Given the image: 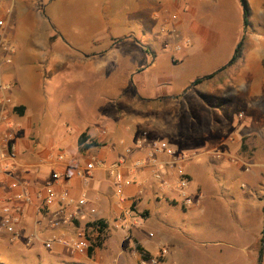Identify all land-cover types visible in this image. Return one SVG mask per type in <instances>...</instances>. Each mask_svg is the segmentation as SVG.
Returning <instances> with one entry per match:
<instances>
[{"label":"crops","instance_id":"obj_1","mask_svg":"<svg viewBox=\"0 0 264 264\" xmlns=\"http://www.w3.org/2000/svg\"><path fill=\"white\" fill-rule=\"evenodd\" d=\"M247 3L246 18L241 0H0V112L10 123L2 129L15 133L20 166L16 175L4 170L0 139V197L12 198L23 190L22 185L12 188L14 181L28 182L32 204L13 200L15 205H23L18 228L25 236L33 234L35 241L77 236L72 234L76 232L73 224L51 228V212L59 204L46 206L40 197L46 181L58 171L69 174L57 187L59 192L66 190L76 201L87 197L97 208L95 214L83 211L74 219L79 228L83 227L80 231L86 234L87 224L95 219L107 224L108 239L103 248L95 249V260L143 263L138 245L151 259L168 248V254L160 259L169 264L193 258L196 247L189 244V239L194 234L149 221L170 213L168 208L173 205L169 202H178L180 197L179 173L169 165L171 157L162 150L150 154L155 142L197 154L183 164L189 174L188 167L195 166L197 171L210 167L208 162L195 164L200 155L196 146H209L201 154L208 156L217 149L230 150V142L238 141L239 151L255 154L253 159L240 161L239 175L253 179L255 184L264 179V0ZM186 40H190L189 45H184ZM242 40L240 57L231 64ZM58 42L60 45H56ZM180 44L183 49L177 50ZM219 55H224L223 60L215 65L227 61L207 74L216 73L212 78L195 84L204 76L198 77L188 84L204 85L213 92L218 88L213 80L227 73L222 88L244 96L248 116L230 125L231 119H216L214 107L197 95L209 116L199 120L195 129L196 103L180 99L186 91L177 89L175 79L189 69L187 66H208ZM61 70L70 74L71 83H83L90 76L93 85L116 88L117 94L106 101L92 102L88 98L81 127L70 120L78 104L63 103L62 112L68 121L61 125L54 115L45 112L44 91L46 82ZM146 74L163 87L162 91L137 96L138 88L148 86ZM131 88L132 94L128 93ZM87 107H95V113L90 115ZM75 128L77 147H64V141L58 140L66 141ZM83 134L87 137L85 144L97 145L84 149L79 143ZM60 152L65 154L63 160L58 159ZM92 157L103 164L86 177H79L76 171L84 169ZM119 160L125 161V178L131 180L124 185L122 196L107 172V167ZM201 188H205L204 179L192 187L195 192ZM254 191L252 186L246 194ZM142 210L149 215L143 225L139 215ZM6 236L11 237L0 234V249H10ZM18 243L13 242L11 247ZM67 250L62 242L52 246L56 256Z\"/></svg>","mask_w":264,"mask_h":264},{"label":"rangeland","instance_id":"obj_2","mask_svg":"<svg viewBox=\"0 0 264 264\" xmlns=\"http://www.w3.org/2000/svg\"><path fill=\"white\" fill-rule=\"evenodd\" d=\"M56 45H60V43L58 42ZM222 56L224 55H219L215 58L216 62L208 66H187L189 69L185 70L175 79L177 89L180 88L182 92L186 91L180 99L184 103H196L194 106L197 108L193 117L197 119V122H192L195 129L199 128V124L201 123L199 120L207 119L209 116L205 110V106L198 101L197 95L201 96L204 102L214 107L216 119H231L230 125L240 122L248 116L246 110L247 101L244 96L232 94L229 90L222 88L221 81L224 80V76L225 78L226 75L228 76L227 73H225L226 75H222V79L216 77L213 80V83L218 87L213 92L205 88L204 85H193L190 87L188 84L198 77H203L218 70L227 61L225 60L222 64L215 65L223 60ZM146 77L147 81H149L148 86L147 88H138L136 91L139 95L137 96L142 95L147 97L148 95L162 91L163 87L161 88L160 85H156L150 75L146 74ZM69 78L70 74L67 71L63 72L61 70L45 84L44 91L47 99L45 112L54 115L56 117L55 120L61 125L64 120L68 121L66 119L67 114L65 115V112H62L63 103L74 101L78 104L75 108L76 112L70 120L78 125V127H81L80 120L83 119L81 114L86 109L85 102L88 98L92 102L95 99L106 101V99L113 98L117 94L116 88L106 89L101 86L96 87L90 81V76L87 81L79 84L71 83ZM168 86L174 89L172 84ZM133 92V88L128 90V93L132 94ZM87 110L90 115L95 113V107H87ZM62 130L64 131L63 128ZM76 130L77 128H75L71 135L66 136V141H58H64L61 143L64 147L66 145V147H70V144L77 147L78 135ZM230 144V150H227V147L221 150L217 149L216 151H211L208 156L201 154L204 153L202 149L209 146H196L195 149L200 152V155L194 160L195 164L210 163L209 168L203 169L199 167L198 171L195 166L187 168L192 174L191 176L189 173L188 176L191 180L193 178L190 187H193L195 183L197 184L200 179L202 181L204 179L205 188H201V191L198 189L193 194L196 201L199 200V202L192 207H186L183 205L181 197H179L178 202L173 200L169 202L170 205H173L171 208H168L170 213L167 214L165 212L162 217L157 218L156 216L149 220L156 225L171 224L177 229L194 234L189 239V244L196 247V250L194 249L196 254L193 253L195 256L193 255V258L188 260L189 262L184 263L182 261L180 264H264V252L262 258H260L259 252V242L264 232V179L255 184L253 179L239 175L238 168L240 161L253 159L255 154L239 151L238 141L230 142ZM194 161H192V165ZM234 167L237 168V171H235ZM252 186L256 191L254 193L251 192L252 194H246V191L250 190ZM164 206L167 208L166 204ZM145 211L139 212L142 225L146 218L149 217ZM70 224H73L76 229V232L72 233L74 235H78L80 228L83 229V227L79 228V223L75 220H72ZM150 226L154 227L155 225L150 224ZM30 235L32 234L25 236L21 231V235L18 238L13 239L6 236V242L8 241L7 246L10 249H0V264H112L109 261L95 260V250L92 255L89 253V250L85 255H80L68 249L61 256H56L52 252V248L46 247L43 241H35L34 239L30 245L27 244L26 237ZM86 236L90 240L91 245L98 240H102L103 244L100 248H103L108 239V234L98 236L97 233L90 230H87ZM11 242L19 243L13 248L11 247L13 245ZM109 244L112 245V241ZM190 251H193V248ZM159 261V264L162 262V264H169L166 259H160ZM130 264L144 263H137L131 260Z\"/></svg>","mask_w":264,"mask_h":264},{"label":"built area","instance_id":"obj_3","mask_svg":"<svg viewBox=\"0 0 264 264\" xmlns=\"http://www.w3.org/2000/svg\"><path fill=\"white\" fill-rule=\"evenodd\" d=\"M189 45L190 40H186L184 45ZM5 48H7L5 46ZM177 50L183 49V44L176 46ZM7 59V58H6ZM7 61H11L10 58ZM3 125H7L10 127V123H8V117L4 112H0V139L3 153L1 158L3 160L4 170L7 172H11L13 175L18 174L20 171V166L17 163V148L15 145V133L6 129H2ZM4 126V127H5ZM162 150L168 154L171 159L169 160V165L172 167H176L177 172L179 173V178L177 182V188L179 191V195L183 200V205L186 207H192L197 204L199 200L196 201L194 194V190L190 187L192 180L188 176V173L185 171L184 165L185 162L193 159L197 154H187L184 152H179L174 147L170 146L166 142H155L153 144V150L151 151L150 156H154V152ZM131 150L128 149V152ZM65 154L60 152L58 154V159L63 160ZM125 161L119 160L107 167V172L109 176L112 178L117 192L120 196L123 195V187L124 185L130 184L131 180L125 178V174L123 171ZM103 163L97 160L95 157H92L88 160L84 169H78L76 174L79 177H86L89 173H91L94 169L101 166ZM69 177L68 173L62 174L58 171H54L52 173V177L46 181L44 185L43 192L40 193V197L46 204V206L51 205L54 202H57L59 207L56 210L51 212L52 216L49 220V224L51 228H58L62 226H66L74 220L78 214H81L83 211H89L92 214L97 212V208L90 205V201L87 197H82L80 200L76 201L71 198L66 190L59 192L58 186L63 182L64 179ZM159 177V176H158ZM20 185L23 186V190L14 195L12 198L8 197H0V234H8L11 238L15 239L20 237L21 228H18V224L21 221L22 213H23V205L29 206L33 202V195L29 191V184L26 181H14L11 184L12 188H17ZM13 200L21 201L23 205H15ZM75 205V207H74ZM73 208L70 211V208ZM122 220V217L119 218ZM140 221V220H139ZM151 236L153 233L150 234ZM27 244H31L34 241V235H30L26 237ZM44 245L48 248H52L55 242H62L71 252L78 253L80 255H85L90 247V240L86 236L83 231H80L77 236H72L69 238L51 236L44 241ZM168 254V248H162L160 254L156 258H150L145 261L144 264H159L160 257H164Z\"/></svg>","mask_w":264,"mask_h":264},{"label":"trees","instance_id":"obj_4","mask_svg":"<svg viewBox=\"0 0 264 264\" xmlns=\"http://www.w3.org/2000/svg\"><path fill=\"white\" fill-rule=\"evenodd\" d=\"M241 2L243 3L244 10H245V17L247 18L248 14H249V6L247 3V0H241ZM247 21L248 20L246 19L245 23H247ZM243 45H244L243 40L238 43L235 54H234V56L230 62L231 64L235 61V59L240 57ZM215 74L216 73H213V74L204 76L203 78H199L195 81V84L200 83L201 81H203L205 79L212 78ZM86 139H87V137L85 134L81 135V137L79 138V143L84 149H87L88 147H90L92 145H97L96 142L85 144ZM263 216H264V206H263ZM86 229L90 230V231H94L95 233L98 234V236H101L102 234L106 233L107 224L101 218L95 219L94 221L87 224ZM102 244H103L102 240H98L97 242L92 243V245L89 247V253L92 255V253L94 252L96 247H101ZM137 250L140 252L143 260L147 261L151 258L150 254L146 250H144V248H142L140 245L137 246ZM259 252H260V258H262L263 252H264V232H263V235H262L260 242H259Z\"/></svg>","mask_w":264,"mask_h":264}]
</instances>
